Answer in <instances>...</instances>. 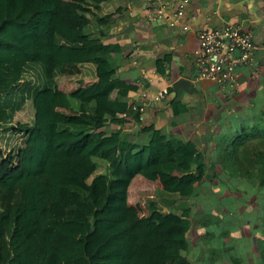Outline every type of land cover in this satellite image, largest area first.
<instances>
[{
	"label": "trees",
	"instance_id": "obj_1",
	"mask_svg": "<svg viewBox=\"0 0 264 264\" xmlns=\"http://www.w3.org/2000/svg\"><path fill=\"white\" fill-rule=\"evenodd\" d=\"M59 1L0 0V264H191V202L211 172L264 188V116L220 145L210 167L195 143L155 125L140 124L144 140L130 141L121 117L141 114L124 101L121 47L106 43L129 0H77L98 12L73 28ZM86 66L95 81L78 78ZM175 105L186 114L180 98ZM109 121L118 129L105 136ZM11 131L22 144L5 157ZM134 202L146 217H131Z\"/></svg>",
	"mask_w": 264,
	"mask_h": 264
},
{
	"label": "crops",
	"instance_id": "obj_2",
	"mask_svg": "<svg viewBox=\"0 0 264 264\" xmlns=\"http://www.w3.org/2000/svg\"><path fill=\"white\" fill-rule=\"evenodd\" d=\"M180 1L129 0L126 3L127 11L115 15L110 23L106 43L119 44L124 56L119 77L130 89L124 101L131 107L145 108L139 120L133 115L121 117L125 120V131L130 141L144 140V135L138 134L140 124L155 125L168 138L195 143L206 154L210 167L217 162L220 145L241 134L244 127L261 124L264 116V0H190L184 19L189 24L188 31L169 26L166 19L157 13L159 9L166 8L172 14ZM59 2L62 6L61 16L70 28L81 25L84 13L96 15L98 12L86 10L77 0ZM119 5L116 3L111 9ZM227 24L238 25L249 32L258 47L254 62L238 68L239 93L235 95L218 84L199 79L195 63L199 33ZM71 36L75 37L73 34ZM78 78L95 81L94 67L80 69ZM179 79L190 81L193 90L187 92L180 87L175 91L174 84ZM63 88L74 90L77 86L66 82ZM161 94L164 96L155 101ZM177 98L187 109L185 115L178 114L175 105ZM117 129L118 126L109 121L102 134L107 136ZM230 233L239 235L240 230ZM222 234L226 236L229 231ZM260 240L261 236L258 239L260 245L245 247L252 255L251 259L248 258L250 264H264ZM233 241L226 239L217 244L210 243L212 251H207L206 258L215 264H223L220 256L222 250L243 249ZM207 247L203 249L204 253ZM237 255L228 256L225 264H245L248 260H241ZM196 261L199 259L191 258V264H196Z\"/></svg>",
	"mask_w": 264,
	"mask_h": 264
},
{
	"label": "rangeland",
	"instance_id": "obj_3",
	"mask_svg": "<svg viewBox=\"0 0 264 264\" xmlns=\"http://www.w3.org/2000/svg\"><path fill=\"white\" fill-rule=\"evenodd\" d=\"M72 3L73 1L70 2V4ZM24 117V114L21 115L22 119ZM14 133L15 131L6 132L1 138L5 157L12 152L15 146L22 144L20 138L12 137L17 135V133ZM212 178L213 181L211 183L203 186V196L191 202L195 226L189 235L190 248L187 257L190 261L193 257L196 260L199 259L196 264H215L210 262L206 258L207 255H205L207 251L211 250L209 244H217L224 242L226 239H234L233 242L239 243L237 245H240L239 247L243 249L239 251L237 248L231 251L222 250L220 252V256L224 260L222 263L225 264L227 257L233 254L236 256L239 254L241 260L248 259L252 255L250 250L248 248L245 249V247L248 245L250 248L258 244V239L263 230L264 188L248 185L246 182L232 176L229 171L212 173ZM152 187L146 191L144 188L141 202L147 198L146 196H149ZM141 202L139 204L134 202V206L130 209L131 217L140 218L147 216L148 212L144 203ZM185 206H187V202L178 201L177 208ZM207 221H209V225L204 227L202 224ZM238 230H240L239 235L233 236L230 233ZM227 231H229V234L224 236L222 233ZM206 247L207 249L204 253L203 249ZM250 259L246 260L245 264H250Z\"/></svg>",
	"mask_w": 264,
	"mask_h": 264
},
{
	"label": "built area",
	"instance_id": "obj_4",
	"mask_svg": "<svg viewBox=\"0 0 264 264\" xmlns=\"http://www.w3.org/2000/svg\"><path fill=\"white\" fill-rule=\"evenodd\" d=\"M189 4L190 0H181L172 14L166 8L159 9L157 13L166 19L169 26L188 31L190 27L184 19ZM198 41L195 63L199 79L218 84L230 94L239 93L238 68L252 64L258 49L252 35L238 25L227 24L222 28L201 31ZM163 96L156 97L155 101ZM132 108L141 115L145 111L144 107Z\"/></svg>",
	"mask_w": 264,
	"mask_h": 264
},
{
	"label": "water",
	"instance_id": "obj_5",
	"mask_svg": "<svg viewBox=\"0 0 264 264\" xmlns=\"http://www.w3.org/2000/svg\"><path fill=\"white\" fill-rule=\"evenodd\" d=\"M180 87L184 88L187 92H190L193 90L191 82L186 79H179L178 81H176V83L174 84L175 91H177Z\"/></svg>",
	"mask_w": 264,
	"mask_h": 264
}]
</instances>
